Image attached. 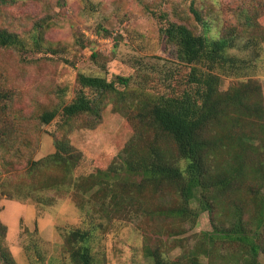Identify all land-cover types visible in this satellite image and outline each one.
I'll return each instance as SVG.
<instances>
[{"label":"rangeland","instance_id":"obj_1","mask_svg":"<svg viewBox=\"0 0 264 264\" xmlns=\"http://www.w3.org/2000/svg\"><path fill=\"white\" fill-rule=\"evenodd\" d=\"M191 7L211 21V33L221 28L222 33H237L228 52L238 57V67L221 75L219 90L252 78L261 87L264 104V0H16L1 6L0 26L21 36L42 21L48 51L0 47V91L9 97L0 110V131L12 130L15 141L4 148L5 155L0 149L5 157L4 165L0 159V221L6 226L3 243L18 264H61L68 259L66 233L88 228H94V264H150L146 248H158L171 259L198 251L207 264L206 247L199 245L211 228L209 215L204 211L192 223L187 212L173 214L179 204L174 186L124 194L125 186H138L139 177L111 173L105 177V185L115 192L111 198L95 192L96 187L87 189L89 182L82 183L85 188L77 197L71 195L79 177L119 161L125 143L145 125L138 116L144 97L166 92L169 70H187L179 66L176 47L160 27L163 14L200 31ZM79 74L107 80L129 76L130 81L126 87L116 84L121 92L104 102L98 120L94 111H73L76 115L64 120L61 110L79 108L75 99L96 98L78 90ZM44 112L54 113L48 123L39 118ZM257 128L251 129L253 137L259 135ZM55 139L79 153L72 172L67 175L48 161L36 174L27 173L28 161L55 152ZM3 186L17 197L1 193ZM29 189L30 198L23 194ZM195 202L191 206L197 208ZM127 211H137L136 218ZM259 259L264 263L263 254Z\"/></svg>","mask_w":264,"mask_h":264},{"label":"trees","instance_id":"obj_2","mask_svg":"<svg viewBox=\"0 0 264 264\" xmlns=\"http://www.w3.org/2000/svg\"><path fill=\"white\" fill-rule=\"evenodd\" d=\"M15 1L0 0V9ZM190 9L200 31L170 21L163 14L164 22L160 27L165 40L176 47L179 66L187 70L184 73L169 70L164 76L168 81L166 92L148 93L144 97L138 116L145 125L137 127L136 133L125 143L118 154L119 161L104 170L79 177L74 181L77 183L71 195L77 197L85 188L82 183L89 182L87 189L96 187L95 192L102 191L104 197L111 198L115 192L105 185V177L111 173L139 177L138 186H125L124 194L131 195L149 186L172 185L179 203L172 209L173 214L182 216L187 212L192 223L204 211L209 215L211 228L203 232L199 245L206 247L207 264H264L259 259L260 254L264 255V104L260 98L261 87L256 80L247 78L232 82L224 91L219 90L221 75L232 73L238 67V57L228 52L234 46L237 33H222V28L211 33V21L197 9ZM245 21L252 24L249 16ZM44 29V23L40 21L21 36L0 26V47L47 53ZM260 38L264 41V35ZM252 42L255 44L256 41ZM78 77V90L91 91L96 98L81 95L75 99L73 104H78L79 108L61 110L60 116L64 120L74 117L73 111H94L98 120V111L104 102L111 94L121 92L116 84L126 87L130 81L129 76L120 75L113 80L85 74ZM7 98V93L0 91V110L6 109L4 101ZM53 117V112L39 115L42 123H48ZM19 120L16 123L21 127ZM254 126L258 127L257 137L251 135ZM13 134L12 130L0 131V149L4 155V148L15 142ZM54 145V153L48 158L31 159L25 171L36 174L49 161L67 175L72 172L79 153L58 139L54 140ZM0 159L4 165L5 157ZM1 193L9 198L17 197L5 186ZM23 194L33 197L32 189ZM192 201H196L197 208L191 206ZM134 213L137 211H127L131 218H136ZM5 231L6 226L0 221V261L18 264L3 243ZM93 232L94 228L67 232L64 247L68 259L61 264H94ZM197 253H189L183 259H171L158 248H146L150 264H204Z\"/></svg>","mask_w":264,"mask_h":264}]
</instances>
